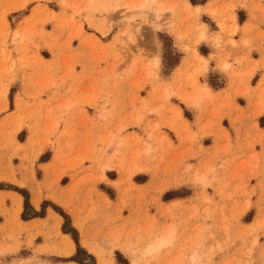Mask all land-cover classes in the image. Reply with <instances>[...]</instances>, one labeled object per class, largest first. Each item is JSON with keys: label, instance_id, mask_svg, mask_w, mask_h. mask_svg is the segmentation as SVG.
I'll return each instance as SVG.
<instances>
[{"label": "rangeland", "instance_id": "rangeland-1", "mask_svg": "<svg viewBox=\"0 0 264 264\" xmlns=\"http://www.w3.org/2000/svg\"><path fill=\"white\" fill-rule=\"evenodd\" d=\"M60 2L0 0V104L12 108L16 96V125L3 137L16 131L26 141L16 156L25 173L43 178L38 187L48 199L38 208L35 195V211L29 191L16 187L22 204L16 200V220L0 226V264H97L89 245L116 240L132 245L142 264H199L209 255L218 264L259 260L252 240L264 244V236L249 229L264 208V88L255 86L256 66L220 65L237 36L230 35L232 10L204 7L199 22L208 33L220 32L209 11L225 30L219 44H195V22L182 7L162 13L154 28L155 14L137 9L146 0H91L131 7L69 8L57 15L54 32L49 12L61 13ZM187 3L201 8L206 0ZM131 30L134 40L124 39ZM210 47L218 68L206 59ZM153 72L164 87L152 83ZM40 153L39 162L52 158L42 171ZM197 174L215 186H197ZM46 209L56 215L45 217ZM34 213L44 220L25 223ZM16 245L17 253L5 251ZM115 257L130 264L119 249Z\"/></svg>", "mask_w": 264, "mask_h": 264}, {"label": "crops", "instance_id": "crops-1", "mask_svg": "<svg viewBox=\"0 0 264 264\" xmlns=\"http://www.w3.org/2000/svg\"><path fill=\"white\" fill-rule=\"evenodd\" d=\"M228 0H206L204 6L201 8L207 7L209 5L217 2V5H223ZM239 5H246V7H237L236 8V19L237 36L234 37L233 42L238 47L232 45L226 46L221 57L220 65L223 66H232L236 68L235 65L248 68L252 66L257 67L255 72L256 87L258 90H263L264 86H261V72L264 71V65H260L257 62L260 61V50L264 48V0H238ZM243 12V20L238 21V13ZM247 25V29H245ZM244 41H247L248 44L252 46V51L246 53L244 47ZM210 53L207 56L209 65L213 63L216 68H218V59L214 58L216 53L215 49L212 47L209 48ZM199 56V55H198ZM200 57V56H199ZM221 72L220 70H218ZM13 106L9 108L8 103L0 104V226L4 225L5 219L12 217V220H16V200L22 204L21 196L16 192V187L25 188L29 191V202L35 195L39 196V205L46 199L45 194L38 187L43 178L37 179L36 174L28 175L25 171L22 170L20 158L16 156V146H19V150L22 147L26 146V141H18L16 137V131H14L10 139L3 137L4 129L8 126L16 125V105H15V95L13 96ZM9 140V141H7ZM43 154H39L36 157V168L41 170L52 163V158L46 162H39V158ZM35 206V204H34ZM32 208L35 211L39 209ZM45 217L49 215H56L52 210L46 209ZM44 220V218L35 217L30 221L25 223H36ZM63 237V236H62Z\"/></svg>", "mask_w": 264, "mask_h": 264}, {"label": "snow or ice", "instance_id": "snow-or-ice-1", "mask_svg": "<svg viewBox=\"0 0 264 264\" xmlns=\"http://www.w3.org/2000/svg\"><path fill=\"white\" fill-rule=\"evenodd\" d=\"M156 8L158 11L156 12V16L159 19L161 14L164 12H171L175 13L177 8L182 7L183 10L187 13V16L190 20L195 22V26L193 28V31L197 33V30H203L205 33H207V38L206 39H200L197 37L195 38V44H199L203 41H208V42H215L218 38L220 39L224 30H225V24L220 22L218 19V13L214 11H209L208 14L212 16L213 19L217 20L218 26L220 28V32L216 34L208 33V29L206 25L200 24V17L203 15L207 10L203 8H192L189 3H187V0H185V3L182 6L179 5H167L163 3H156ZM131 6L128 4H121V3H89L87 5H78V4H69L67 2H64V0H61L59 3V8L61 9V13H56V12H49V18L52 22L53 25V31L55 32V22H56V17L59 14L64 13L67 9H79L81 12L87 11L89 14L92 12L98 11L101 13L104 12H111L113 10H121V9H128ZM219 7H225V8H230L232 10V15L230 17L231 23L233 25L232 29L230 30V35H235L236 32L239 31V29L235 26V14L234 10L237 7H246V5H210L209 8H219ZM81 19L83 20V16H81ZM88 27H93V24L89 23ZM245 29H247V25H245ZM20 36V33L17 32V37ZM210 37V40H209ZM16 38H13V41L15 42ZM25 40H29L30 38L25 37ZM183 40L184 37H178V45L182 46L183 45ZM234 47H238V45L234 44ZM244 47L246 53L251 52V46L248 45L247 41H244ZM189 51H192L194 53V46L189 49ZM260 56L261 59L257 63L260 65H264V48L260 50ZM120 64L125 65V71H130L131 68L127 66V56L126 55H121L120 57ZM155 63V62H153ZM201 64H207L206 60H201ZM158 81L152 80L153 84H156ZM261 86H264V71L261 72ZM199 101H197V104ZM198 135V134H197ZM260 155L264 156V140L261 141L260 143ZM100 180H105V177L101 175L99 177ZM195 183L199 187L203 188H208V187H214L215 185L211 182L208 176H201L197 174ZM249 207H253V203H249ZM259 229V231H255ZM251 231H255V235L257 237L259 236H264V208L261 209V216L258 218L257 222L252 224L250 226ZM252 246L253 248H259L261 250V256L259 260H254V259H249L247 261V264H264V244L258 243L257 239L252 240ZM20 245H16L13 247H10L9 249L5 250L6 252H12V253H17L19 251ZM89 247L92 248V250L95 252L97 256V264H118V261L115 257V252L117 249H119L120 252H122L126 257H128L130 264H142V261L138 258L137 253L134 251V248L132 245L127 244V243H121L120 240H116L111 243H106L103 245H97L95 247L89 245ZM5 252H0V255H4ZM251 256V253L249 254ZM22 264H27V262H22ZM199 264H218L217 260H213L211 256L209 255L206 259H201L199 261Z\"/></svg>", "mask_w": 264, "mask_h": 264}, {"label": "clouds", "instance_id": "clouds-1", "mask_svg": "<svg viewBox=\"0 0 264 264\" xmlns=\"http://www.w3.org/2000/svg\"><path fill=\"white\" fill-rule=\"evenodd\" d=\"M156 3H157L156 0H146V2L144 4L140 5V8L143 10H146L148 12L156 14V12L158 11V9L155 6ZM197 33H198V38H200V39H206L207 38V34L203 30L198 29ZM219 40L220 39L218 38L215 42L217 44H219ZM151 66L158 69L159 68V60L156 59L155 63L152 64ZM150 76H151L152 80L158 81L157 82L158 86L164 87L163 83L160 82L158 72H153L150 74ZM165 92H166V98H167V89H165ZM24 262H27V264H32V261L30 258H25Z\"/></svg>", "mask_w": 264, "mask_h": 264}, {"label": "bare ground", "instance_id": "bare-ground-1", "mask_svg": "<svg viewBox=\"0 0 264 264\" xmlns=\"http://www.w3.org/2000/svg\"><path fill=\"white\" fill-rule=\"evenodd\" d=\"M91 2V0H89L88 1V4ZM137 9H140V7H137ZM130 18H128L127 20H129ZM151 24H152V26L154 27V28H157L158 26H159V19L157 18V16H156V14H155V19L151 22ZM137 29L138 28H136V31H137ZM133 30H131V31H129L128 33H127V35L124 37V39H126V40H129V41H133L134 40V34H135V32H134V34H133V32H132ZM123 39V40H124ZM156 61V60H155ZM35 206H37V204L35 205ZM72 249V246L70 247V250Z\"/></svg>", "mask_w": 264, "mask_h": 264}, {"label": "trees", "instance_id": "trees-1", "mask_svg": "<svg viewBox=\"0 0 264 264\" xmlns=\"http://www.w3.org/2000/svg\"><path fill=\"white\" fill-rule=\"evenodd\" d=\"M24 198H25V206H27V205H28V199H27V197H24ZM37 215H38L37 213H34V214H33L34 217H37ZM62 216H63L64 219H67V217H66L65 215L62 214ZM62 231H63L64 233H67L64 229H63ZM73 240L75 241V243L77 242V239H76L75 237H73ZM74 261H75V260H74ZM77 262H78L79 264H81L80 261H77Z\"/></svg>", "mask_w": 264, "mask_h": 264}]
</instances>
